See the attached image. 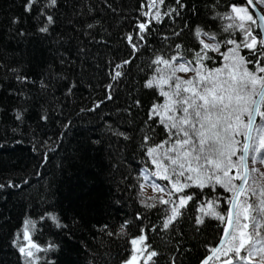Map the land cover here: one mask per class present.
<instances>
[{
    "label": "trees",
    "instance_id": "obj_1",
    "mask_svg": "<svg viewBox=\"0 0 264 264\" xmlns=\"http://www.w3.org/2000/svg\"><path fill=\"white\" fill-rule=\"evenodd\" d=\"M26 3L0 0V264H29L19 251L25 220L34 223L29 235L42 249L35 264H123L132 252L131 239L141 234L150 246L144 259L154 250L159 254L155 264H200L225 226L200 209L216 201L217 211H226L231 193L219 185L215 191L185 189L193 200L163 228L165 209L172 204H161L160 192L147 195L141 189L153 169L147 148L168 136L158 119H149L152 106L163 101L159 88L145 85L156 72L157 56H179L199 66L195 53L210 36L220 51L205 50L213 59L203 63L220 67L221 53L230 46L225 42L240 43L247 35L245 27L225 31L228 24H243L232 6L248 7L245 0H164L153 8L147 0H57L54 7L38 0L31 11ZM250 13L255 20L250 31L259 40ZM142 22L148 30L141 41L137 25ZM45 26L48 31L41 32ZM129 34L138 50L127 41ZM239 52L264 63L259 44L255 52L244 47ZM260 66L247 64L264 75ZM117 71L121 75L113 79ZM252 156L250 167L264 171V150L254 164ZM256 174L251 173L246 189ZM248 194L250 202H258ZM197 218L204 222L198 224Z\"/></svg>",
    "mask_w": 264,
    "mask_h": 264
},
{
    "label": "snow or ice",
    "instance_id": "obj_2",
    "mask_svg": "<svg viewBox=\"0 0 264 264\" xmlns=\"http://www.w3.org/2000/svg\"><path fill=\"white\" fill-rule=\"evenodd\" d=\"M37 2L38 0H27L25 10L31 11ZM255 2L264 5V0H255ZM157 3L163 4L164 0H147L149 8L155 7ZM177 3L179 4L180 0H177ZM253 3L254 0H246L249 6ZM56 4L57 0H49L48 6L54 7ZM232 11L239 14L247 11V8L233 5ZM144 15H151V13H144ZM153 18L159 22L160 13L156 12ZM225 18L234 20L232 15H227ZM239 18L243 19V17ZM260 18L264 19V16ZM247 20L255 23L252 15H248ZM47 22L53 23V17L47 16ZM234 27L243 28L244 26L228 24L225 31ZM137 28V37L142 41L144 39L142 34L148 30V24L139 23ZM40 31L47 32V26L42 27ZM200 35L201 29L198 28L196 29L197 38ZM204 35L209 34L204 33ZM209 38L215 40L214 36ZM126 39L133 50H138L139 45L131 34ZM248 39L251 40L250 43ZM225 43L235 44L236 47L221 53L224 60L229 61L223 67L211 70L206 68L203 61L213 59L207 55V51L219 52L220 45L205 43L201 40L200 44L203 47L201 51L195 53V63L199 67H192L193 61L180 62L182 58L177 56L168 58L157 56L153 64H163L166 70L157 68L158 77H153L145 85L150 89L155 85L159 88V96L166 98L163 104H154L149 113V119H158V123L168 132L167 139L154 147L147 148V155L152 158V163L157 168V171L152 172L151 175L171 183L172 189L168 190L169 196L173 194V191L183 193L177 196L176 201L165 200L163 196L159 197L161 204L174 205L171 209H165L168 215L164 220L163 228L168 229L182 215V209L187 207L188 202L193 200V194L186 193L185 189L196 187L203 190L205 187H210L212 191H215L216 186L219 185L225 192L231 193V196L227 198L231 204L230 208L224 212L217 211L216 201H210L209 212L206 213L224 223L223 236L219 243L226 246V251H222L220 247L212 248V255L207 256L202 264H209L213 258L219 259L217 253L225 256L229 253L233 254L223 264H235L237 261L244 264L250 257H264V171L249 167L248 164L250 153H260L264 150V126H254L256 116L264 120V112L260 110V104H264V75L257 76L256 69H249L246 66L260 63L262 66L258 68V71L264 73V63L259 60H249L239 52L241 47L252 52L256 51L257 44L264 47V35L257 40V37L248 31L245 39L240 43L233 39ZM180 47L179 44L176 45L177 49ZM201 52H204V55H201ZM124 63L127 64L129 61ZM119 67L121 65H117V68ZM189 72L194 73L195 76L183 79L176 75ZM120 75L119 71L115 72L113 79ZM165 86L168 90H165ZM256 96H259V102L254 99ZM245 117L246 121L243 119ZM19 118L17 116V119ZM254 132L260 133L258 142L257 137L253 135ZM238 135H242L244 140L250 143L245 142L241 147V141L236 139ZM173 138H175L174 142ZM149 139L151 137L145 136V141ZM169 144L171 147H166ZM238 151L241 154L234 160L233 157H237ZM251 159L254 164L256 157L252 156ZM166 161L168 163H165ZM261 163L264 164V158L261 159ZM233 169L237 170L236 175L231 174ZM251 173H258L253 179V184L258 185V193L256 188L244 187L248 184ZM236 180H240L241 183H234ZM151 186L157 192H165L167 187H161L156 183ZM2 187L4 186L0 185V188ZM143 188L144 185H141L142 190ZM246 192H251L252 196H258V203H252L248 199L242 200L241 197ZM149 199L157 198L149 197ZM147 207H155V204H148ZM200 210L204 211L203 208ZM242 218L245 221L252 220L251 232L244 231L249 228V225L242 223ZM51 219L57 220L55 216ZM196 222L200 224L204 221L197 218ZM30 225L34 227L32 221H24L23 238L28 241V245L20 246L19 251L26 257L32 258L34 256L32 248H35L37 252L42 249L31 240ZM60 226L57 222V227ZM123 229L124 225L121 226L122 232ZM145 240L146 236L141 234L132 238L131 244L134 246L140 244L141 248L138 251L145 252L150 247L144 243ZM242 250L246 251V255H241ZM158 255L154 250L147 252L144 264L153 261V258ZM125 264H135V257L126 261ZM153 264H155L154 261ZM259 264H264V259H260Z\"/></svg>",
    "mask_w": 264,
    "mask_h": 264
},
{
    "label": "rangeland",
    "instance_id": "obj_3",
    "mask_svg": "<svg viewBox=\"0 0 264 264\" xmlns=\"http://www.w3.org/2000/svg\"><path fill=\"white\" fill-rule=\"evenodd\" d=\"M259 4H260V3H259ZM260 5L264 8V5H262V4H260ZM240 7H245V6H240ZM246 8H247V11H245V12H240L239 14L236 13V15H237L238 17H243V19H240V18H239V19L241 20V22L243 23L244 27L246 28V31L248 32V31H250V26H251L250 23H251V21L247 20V16H248V15H252V14L250 13V9H249V7H246ZM252 16H253V15H252ZM253 19H254V18H253ZM257 40H258V38H257ZM250 42H251V41H250ZM208 43H210V44H216V42H214V41H212V40H208ZM229 45H230L229 48H234V47H236L235 44H229ZM229 48H227L226 52L228 51ZM226 52H225V53H226ZM240 55H241V54H240ZM177 57L180 58L179 56H177ZM180 62H184V61L181 59ZM225 63H229V61L224 60L223 64H222L220 67H217V68H221V67H223V65H224ZM246 66H247V65H246ZM195 67H199V66H195ZM157 68L165 69V66H164L163 64H159ZM207 69H208V70H211L210 68H207ZM212 69H215V68H212ZM165 70H166V69H165ZM202 71H203V70H202ZM158 75H159V74H158L157 71H156L153 77H158ZM176 75L180 76V77L183 78V79L193 78V77L195 76V74L192 73V72H189V73H187V74H185V73H177ZM257 76H261V75H257ZM152 79H153V78H152ZM165 90H168V89H167V86H165ZM165 99H166V98L163 97V101H162L161 104H163V103L165 102ZM254 99H255V97H254ZM243 119H245V121H246V117L243 118ZM260 126H264V120H262V123L260 124ZM257 134L260 135V133H257ZM259 135H257V142H258ZM239 136H241V135H238V136L236 137L237 140H240ZM174 139H175V138H173V142H174ZM240 146L242 147V145H240ZM166 147H171V144L166 145ZM262 151H263V150H262ZM240 154H241V153L238 151V152H237V157H233V159H234V160L237 159L238 156H239ZM253 156H255V157L258 156V157H259V153H253ZM256 158H257V157H256ZM263 158H264V156H263ZM151 159H152V158H151ZM165 163H168V162L166 161ZM169 166H170V165H169ZM154 171H157V168H156V166L153 164V169H152V171H149V172L146 173V175H145V177H147V179H145V184H144L145 193H146L147 195H151V194L156 193L157 191L153 190V188H152V186H151L153 183H156V184L161 185V187L167 186L165 192H160L166 200L171 199L172 201H176V200H177V196H178V195H182L183 193H175V192L173 191V194H172L171 196H169V194H168V190H171V189H172V185H171V183H170L169 181H166V180H163V179H161V178H158V177H156V176L151 175V173L154 172ZM231 174H232V175H236V174H237V170H236L235 173L232 171ZM257 175H258V174L254 175L253 179L256 178ZM188 183H191V182H188ZM234 183H235V181H234ZM251 188H256V189H257V193L259 192L258 185H257V184H253V180H252V186H251ZM248 195H249L248 192H246L245 195L242 196V200H244V199H248ZM257 197H258V196H257ZM257 203H258V202H257ZM208 204H209V202L206 203V204H204V205L201 207V208L204 209V211H201L202 215H206V213L209 212ZM172 206H174V205L172 204ZM216 210H217V209H216ZM210 216H211V215H210ZM242 223H247V224L249 225V228H248L247 230H244V231H246V232H251V230H250V226H252V220L249 219V220L245 221V220H243V218H242ZM23 243H24L23 246H27V245H28V241H27V240H24ZM140 248H141V245H140V244H137V245H135V246L132 245V252H131V255L129 256V258H128L126 261L132 260L133 257H135V264H143V263H144V260H145L144 258H145V255H146V251H145V252H140V251H138ZM27 250H28V248L26 247V251H27ZM31 251L34 253V256H33L32 258H29V259L31 260V263H32V264H35V263L37 262L36 260H37V253H38V252L36 251L35 248H32ZM222 251H226V246L223 247ZM242 251H245V250H242ZM232 255H233L232 253H229L228 256H225V255H223L222 253H218L219 259H216V260L214 261L213 264H223V262H224L226 259H228L230 256H232ZM244 255H246V254H244ZM260 259H264V257H250L247 261L244 262V264H259V260H260ZM126 261H125V262H126ZM125 262H124L123 264H125ZM211 264H212V263H211ZM235 264H240V262L237 261V262H235Z\"/></svg>",
    "mask_w": 264,
    "mask_h": 264
},
{
    "label": "water",
    "instance_id": "obj_4",
    "mask_svg": "<svg viewBox=\"0 0 264 264\" xmlns=\"http://www.w3.org/2000/svg\"><path fill=\"white\" fill-rule=\"evenodd\" d=\"M245 2H246V0H245ZM249 8H250V10L253 12V14H254V16H255V18H256V20H257V24H258V27H259V30H260V34L261 35H264V19H261L260 17L261 16H264V13H263V11L261 10V8L258 6V4L255 2V0H254V3H253V5H247ZM255 99L259 102V96H256L255 97ZM261 105L262 104H260V110H261ZM258 119H259V116H256L255 117V123H254V126H256L257 125V122H258ZM253 135H254V133H253ZM245 142H248V143H250V141H245ZM249 161H250V154H249V158H248V164H249V167H250V163H249ZM243 171V170H242ZM241 183V181H239V183L238 184H240ZM246 186H247V184L246 185H244V187L246 188ZM231 207V204H229V208ZM222 236H223V234H222ZM221 236V237H222ZM221 239V238H220ZM220 241V240H219ZM219 241H218V243L214 246V247H220L221 249L224 247V246H222V245H220V243H219ZM213 247V248H214ZM210 255H212V252L210 251L209 253H208V255L207 256H210ZM217 255H218V253H217ZM206 256V257H207ZM205 257V258H206ZM205 258L202 260V262L205 260ZM214 259V258H213ZM212 259V260H213ZM212 260H210L209 261V264H211V262H212ZM202 262L200 263V264H202Z\"/></svg>",
    "mask_w": 264,
    "mask_h": 264
},
{
    "label": "bare ground",
    "instance_id": "obj_5",
    "mask_svg": "<svg viewBox=\"0 0 264 264\" xmlns=\"http://www.w3.org/2000/svg\"><path fill=\"white\" fill-rule=\"evenodd\" d=\"M218 243V242H217Z\"/></svg>",
    "mask_w": 264,
    "mask_h": 264
}]
</instances>
